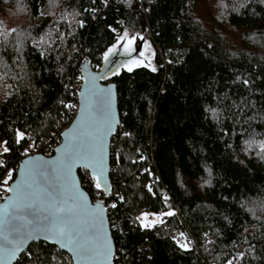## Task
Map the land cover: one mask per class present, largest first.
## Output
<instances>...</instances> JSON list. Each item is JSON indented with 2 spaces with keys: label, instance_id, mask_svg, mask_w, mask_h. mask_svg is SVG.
Masks as SVG:
<instances>
[{
  "label": "trees",
  "instance_id": "trees-1",
  "mask_svg": "<svg viewBox=\"0 0 264 264\" xmlns=\"http://www.w3.org/2000/svg\"><path fill=\"white\" fill-rule=\"evenodd\" d=\"M125 30L144 33L154 55L108 78L120 112L113 264H264V0H0V145L10 149L0 156L14 176L29 142L53 152L71 120V76L86 61L99 69ZM144 210L174 215L145 228ZM168 225L195 243L181 247ZM25 250L14 264H72L42 240Z\"/></svg>",
  "mask_w": 264,
  "mask_h": 264
},
{
  "label": "snow or ice",
  "instance_id": "snow-or-ice-1",
  "mask_svg": "<svg viewBox=\"0 0 264 264\" xmlns=\"http://www.w3.org/2000/svg\"><path fill=\"white\" fill-rule=\"evenodd\" d=\"M136 39H130L125 32L117 38V43L103 54V59L108 62L110 57L117 54V48L120 46L130 55L136 51L133 47ZM121 42L124 43L121 45ZM140 56L143 57L144 53L141 52ZM142 65L148 66L142 59H130L114 68H106L101 75L89 74L87 78L81 76L80 79H86L88 87L85 93L81 94L82 107L79 115L84 118L87 114L90 126L80 131L62 133L67 139L60 150L59 160L41 162V158L37 157L35 162H26L31 167L26 172L22 171V178L17 181L15 188L8 186L14 170H7V175L0 184L4 186L3 191L14 192L15 195L8 197L9 203L0 210V264H9L24 249L27 242L39 239L52 240L58 243L60 248L68 249L76 264H88L94 260H103L110 264L112 249L103 231L104 208L98 204L94 213H89L87 218H83V205L77 196L65 198L62 195H49L48 189L37 187L36 178L43 177L46 173L59 172L63 174L65 189L74 188L75 182L71 180V173L72 169L79 165L86 173L90 170L97 190L110 194V188L105 181L104 154L106 138L114 131L115 118L111 112V93L100 88L96 81L107 78L109 73L119 75L120 67L131 72L134 67ZM152 71L156 69L152 68ZM66 107L71 109L76 106L69 104ZM17 137L18 140L23 139L24 133L18 132ZM0 147L3 148V153L10 150L7 141ZM0 167H6L2 161ZM163 215L172 216L174 213L169 211ZM142 219L145 221V228L157 223L147 222L148 213H144ZM181 247L186 245L182 244Z\"/></svg>",
  "mask_w": 264,
  "mask_h": 264
},
{
  "label": "water",
  "instance_id": "water-1",
  "mask_svg": "<svg viewBox=\"0 0 264 264\" xmlns=\"http://www.w3.org/2000/svg\"><path fill=\"white\" fill-rule=\"evenodd\" d=\"M132 37L137 38L135 40L134 45H133V47L136 49V51L132 52L129 55V54L125 53L123 50V47L120 46L117 48V54L110 57L108 62H106L103 59V64L99 69L98 68H92V66L89 64L88 61H86V63L81 64V66L79 68L81 75L84 76L85 78H87L89 74L101 75L106 68H114L119 63L124 62V60L142 59V57L140 56V53L143 51L145 34L144 33L135 34ZM132 37H130V39ZM123 43L124 42H121V45ZM112 61H114L115 63H112ZM110 75H111V73H109L107 78L102 79V80H97L96 84L100 88H103V89H105L111 93V112L115 118L114 131L112 132L111 135H108L106 138L105 154H104L105 181L108 184V186L110 188V192H111L110 144H111V139H112L113 135L117 131V127H118V124L120 121V112L118 109V99H117L118 97H117L116 83H115V81L108 79ZM87 87H88V85L86 84V79H85L82 81L81 86L79 87L78 92H77L78 93V100H79L78 110H77L76 114L71 118L68 125L61 129L60 140L54 146L53 152L51 154H45V153L40 152V151H32V152H28V153L23 154L18 160L15 175L9 184L10 187L15 188L17 181L21 180V178H22L21 177L22 171L26 172L27 169L31 167V165L27 164L26 162H28V161L35 162L37 157L41 158V162H44V161L54 162V161H57L60 159V157H61V151L60 150L63 148L65 141L67 139V137L62 135V133L73 131V130L80 131L81 129H86L90 126V121L87 117V114L85 115L84 118H81L79 115L81 107H82V95L81 94L85 93ZM79 168H82V167L77 165L76 167H74L72 169L71 180L75 182L74 188L68 187L67 189H65L63 174L59 173V172H57V173H46L43 177H37L36 178V185L40 189H48L49 195H52V194L62 195L65 198L71 197L73 195L77 196L83 205L82 212H81V215L83 218H87L89 213H94L96 211V206L98 204L104 208V213H103L104 229H103V231L106 234L107 240L111 245L112 255L109 258V260H110V264H113L114 254H115V243H114V239L112 236L111 227H110V223H109V219H108L107 207L105 204L106 199L109 196V194H105L103 191L100 190L102 192V194L100 196H98L97 198H92L90 196V194L88 193V191L81 184L79 174H78ZM88 172L91 176L90 170ZM93 185H94V181H93ZM14 195H15L14 192H8L5 195V197L0 201V210H2L3 207L9 203L7 198L14 196ZM39 240L45 241V242L50 243V244H54L58 248H60L59 244L52 241V240H45V239H39ZM35 241H38V240H35ZM32 242H34V241L27 242L24 249L22 251H20L17 254L16 258L13 261H10L9 264H14L17 257ZM60 249H62L68 253V255L72 261V264H76V262L72 259V253L68 249H63V248H60ZM88 264H108V262H105L103 260H94V261H89Z\"/></svg>",
  "mask_w": 264,
  "mask_h": 264
},
{
  "label": "built area",
  "instance_id": "built-area-1",
  "mask_svg": "<svg viewBox=\"0 0 264 264\" xmlns=\"http://www.w3.org/2000/svg\"><path fill=\"white\" fill-rule=\"evenodd\" d=\"M81 73L78 72L76 75H73L71 76L70 78V88L73 92V99L72 101L70 102L71 105H75L76 107L75 108H71V118L76 114L77 110H78V106H79V100H78V89L79 87L81 86V83H82V79H80L81 77ZM65 126H63L62 128H64ZM33 151H36V150H33ZM32 152V151H31ZM0 161L3 162V164L6 166V167H0L2 169V173H1V176H0V182L3 181V179L5 178V176L7 175V170L8 169H12V164H8V163H5L4 160H3V157L0 156ZM147 169V166L143 165L140 169L141 172L145 171ZM84 172H86V170L84 169ZM87 174H89V172H87ZM90 175V174H89ZM14 177V176H13ZM91 177V176H90ZM13 179V178H12ZM149 180H151V177L148 178L146 181H144V185H148L149 183ZM11 180L9 181V184H10ZM8 184V186H9ZM3 185L0 184V201L5 197V195L8 193L7 191H3ZM96 190V193H95V196L92 197V198H97L98 196H100L102 194V192L100 190ZM164 195L172 202L171 200V195L170 193L164 189ZM112 200L111 199H106V207L109 205V203L111 202ZM173 203V202H172ZM159 216V220L158 221H162V220H165L168 218V216H165L163 215L164 213H167L169 211H155ZM169 235H171L176 241L177 243L179 244H183V245H186L188 243H195V240H194V237L193 235L190 233V230L184 226L183 229H177V228H174L173 226H170L168 225L166 227ZM183 234V235H181ZM56 246V245H55ZM25 253H27V251H23ZM70 258V257H69ZM232 257H229L227 259H225L223 261V264H229V262H231V264H238L236 262H234L233 260H230Z\"/></svg>",
  "mask_w": 264,
  "mask_h": 264
},
{
  "label": "rangeland",
  "instance_id": "rangeland-1",
  "mask_svg": "<svg viewBox=\"0 0 264 264\" xmlns=\"http://www.w3.org/2000/svg\"><path fill=\"white\" fill-rule=\"evenodd\" d=\"M142 23H143V25H146L147 26V22H146V19L145 18L142 19ZM125 32L128 33V36L129 37L132 35V31L125 30L123 33H125ZM143 53H144V55H146V57L148 59L151 60L153 58V55H154V46L150 42V40L149 39H146V38H145V41H144ZM1 148L2 147H0V149ZM33 148L34 147L32 145V142H29L28 145L24 148V151H23L24 153L23 154L33 151L34 150ZM144 213H148V220H147L148 223H152V221H158L159 218H160V216L155 211H153V210H144V211H141L140 213H138V216L137 217L139 218L138 220H139L140 224H142V225L145 223V221H143V219H142ZM230 260H233L234 262L240 264L237 256H232V258Z\"/></svg>",
  "mask_w": 264,
  "mask_h": 264
}]
</instances>
